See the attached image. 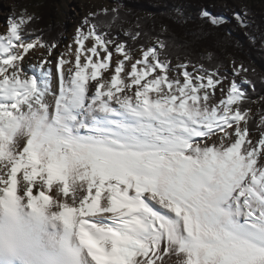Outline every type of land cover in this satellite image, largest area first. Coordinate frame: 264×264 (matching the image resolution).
<instances>
[{
	"label": "snow or ice",
	"instance_id": "1",
	"mask_svg": "<svg viewBox=\"0 0 264 264\" xmlns=\"http://www.w3.org/2000/svg\"><path fill=\"white\" fill-rule=\"evenodd\" d=\"M31 19L0 34V202L54 209L82 264H264V115L254 141L247 69L227 85L203 65L177 71L159 39L134 59L86 18L56 91L47 57L24 67L56 46L25 40Z\"/></svg>",
	"mask_w": 264,
	"mask_h": 264
},
{
	"label": "trees",
	"instance_id": "2",
	"mask_svg": "<svg viewBox=\"0 0 264 264\" xmlns=\"http://www.w3.org/2000/svg\"><path fill=\"white\" fill-rule=\"evenodd\" d=\"M212 0H124L125 11L110 12L107 22L94 19L103 31L116 42L125 43L129 49L146 46L152 38L165 41V54L173 58L203 65L209 71L229 76L223 69L228 57L241 61L252 81L244 85L247 101L242 105L250 112L258 106L257 115H264V13H254L247 23L236 19L237 11L210 6ZM207 10L215 16L227 17L226 22L212 25L200 12ZM52 14V13H51ZM26 24L27 31L36 32L43 42L52 44L57 34L44 8ZM113 16L116 19L113 20ZM39 17V18H38ZM97 17V16H96ZM99 17V16H98ZM125 23L133 24L127 29ZM245 24V25H244ZM141 33L135 40L132 35ZM131 33V35H129ZM211 56V59H209ZM233 78V77H228ZM236 79L239 81L238 77ZM256 119L250 121L251 131L256 130Z\"/></svg>",
	"mask_w": 264,
	"mask_h": 264
},
{
	"label": "rangeland",
	"instance_id": "3",
	"mask_svg": "<svg viewBox=\"0 0 264 264\" xmlns=\"http://www.w3.org/2000/svg\"><path fill=\"white\" fill-rule=\"evenodd\" d=\"M210 6L217 8L225 7L227 9L229 8L231 10L237 11L238 13L236 15L242 17L243 23H247V21L253 15L250 12V9H252L254 13H264V0H212ZM41 8H44V15L49 17V22L53 25L55 33L57 34L55 37L56 41L52 40V44H55L56 46L53 48L51 55H48V52L45 49L44 53L40 56L36 54L34 57L30 56L27 63H24V67L26 69L30 68L33 64H38L39 61L43 60L45 57L52 61L57 56L63 54L62 50L66 47H69L68 44L74 41V37L78 28L87 31L88 25L84 24L86 18L91 19L92 22L97 18L105 23L107 22L106 20L108 18L107 14L112 12V9H116V12L126 10L124 0H0V23L8 27V21L10 19H19L21 17L29 16L32 17V21L33 17L35 18L38 16L37 14ZM103 9H108V12L104 13ZM90 13H96L97 17H91ZM132 25L133 24L125 23L123 28L127 32V29ZM25 29L26 25L23 26L22 29L25 34L24 38L26 41L31 42L37 37L43 41V38L36 34V32H30ZM157 40L158 39L152 38L150 43L146 46L130 49L134 59L140 58L142 55V49L154 46L157 43ZM47 44L52 45L50 43ZM126 48L129 49L128 47ZM121 58L122 57H119L118 54L114 55L113 64L116 60ZM181 64H188V70L190 72L198 69L200 66L199 64L193 63L188 59L182 60L179 57L173 58L170 62V66L172 68H176L177 71H179L177 66ZM241 65V61L235 60L232 57H228L227 64L223 68L226 71V74L229 75H226L227 79L224 81L225 85H227L232 79L228 77H233L234 69ZM55 72L56 71H53V80ZM109 74L111 73H108V75ZM170 75L173 74L170 73ZM238 79L241 80L243 77H238ZM57 87L59 88V80L56 82V87H53V89L58 91ZM257 111L258 106L255 105L251 110V115H253V118L256 119V122H258L260 119V117L257 115ZM256 128V130L251 131V136L254 141L259 139V128L257 123Z\"/></svg>",
	"mask_w": 264,
	"mask_h": 264
},
{
	"label": "clouds",
	"instance_id": "4",
	"mask_svg": "<svg viewBox=\"0 0 264 264\" xmlns=\"http://www.w3.org/2000/svg\"><path fill=\"white\" fill-rule=\"evenodd\" d=\"M82 255L75 236L55 224L47 210L0 202L3 264H82Z\"/></svg>",
	"mask_w": 264,
	"mask_h": 264
},
{
	"label": "bare ground",
	"instance_id": "5",
	"mask_svg": "<svg viewBox=\"0 0 264 264\" xmlns=\"http://www.w3.org/2000/svg\"><path fill=\"white\" fill-rule=\"evenodd\" d=\"M7 28L8 27H6L2 23H0V34H5L7 32ZM86 44L90 46V41H87ZM70 45L72 46V51H74V49H75L74 41L68 44V46H70ZM44 51H45V49L39 48V47L35 48L34 50H31L30 53L25 57L24 63H27V61L30 58V56H33L34 57L35 54L38 55V56H40V55H42L44 53ZM62 53L65 54V58H67V59H74V57L69 52V47H66L65 49H63L62 50ZM60 56H57L54 60L51 61L52 62L51 66H52V70L53 71H56L55 65H56V62H57V60H58V58ZM68 66L69 65H65V68H67ZM103 75L104 76H109L110 74L108 75V73H104ZM57 81H58V75L55 72V76H54V80H53V87H56V82ZM219 99H220V93H219V91H217L216 100H219ZM22 203H24V205L26 206V203L23 200H22ZM53 211H54V209H51V208L50 209H47V212L50 214L53 222L63 228L64 226L62 225V223L60 221H58V220H56V219L53 218V216H52V212ZM165 259L167 260L168 257H165ZM174 261H175V257H172V264H174ZM0 264H3V262L0 261Z\"/></svg>",
	"mask_w": 264,
	"mask_h": 264
},
{
	"label": "water",
	"instance_id": "6",
	"mask_svg": "<svg viewBox=\"0 0 264 264\" xmlns=\"http://www.w3.org/2000/svg\"><path fill=\"white\" fill-rule=\"evenodd\" d=\"M224 19H227V17H224Z\"/></svg>",
	"mask_w": 264,
	"mask_h": 264
}]
</instances>
